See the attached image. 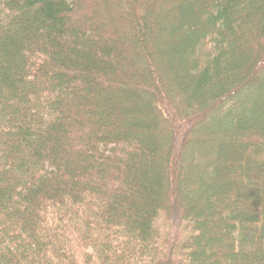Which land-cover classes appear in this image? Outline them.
<instances>
[{
	"label": "trees",
	"instance_id": "obj_1",
	"mask_svg": "<svg viewBox=\"0 0 264 264\" xmlns=\"http://www.w3.org/2000/svg\"><path fill=\"white\" fill-rule=\"evenodd\" d=\"M0 264H264V0H0Z\"/></svg>",
	"mask_w": 264,
	"mask_h": 264
},
{
	"label": "rangeland",
	"instance_id": "obj_2",
	"mask_svg": "<svg viewBox=\"0 0 264 264\" xmlns=\"http://www.w3.org/2000/svg\"><path fill=\"white\" fill-rule=\"evenodd\" d=\"M128 95L130 97L129 98V100H130L129 102H131V101L135 102V106L138 107V108H140V104L138 103L139 101L135 97V95L132 94V92L130 94L128 93ZM139 115H142V114H139ZM139 115H137V114L133 115L132 113H128V116H129L128 118H130L132 116H138V117H140ZM138 120H134V123L131 122V125L133 127H136L134 124H137L139 122ZM187 127H188L187 124L186 125L184 124V125H179L177 129H179L178 131L182 133ZM148 132L151 133V134L150 133L149 134L151 135V143L153 144V142H156L157 140H156V136L154 137V135H153L152 127L151 128H148ZM207 132L212 133L211 129L209 131H207ZM217 137H218L217 140H218L219 143H224V144L227 143L228 145H231L232 144V148L233 149H235L234 148L235 146H237V145L239 146L241 144V142H240V140L238 138H236V137L231 138L230 135H220L219 134ZM234 144H236V145L234 146ZM241 147H242V145L239 146V148H241ZM161 220H162V218L160 219V221ZM174 222L172 220H170L169 223H165L164 224L163 233L166 235L167 238H171V237L172 238H176L175 236L177 235V233H179V229H178L179 225L176 223L177 221H174ZM167 241L169 242V240H167Z\"/></svg>",
	"mask_w": 264,
	"mask_h": 264
}]
</instances>
